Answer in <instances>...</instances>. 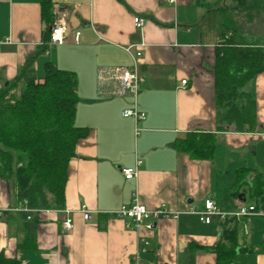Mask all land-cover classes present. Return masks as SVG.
<instances>
[{
	"label": "crops",
	"instance_id": "crops-1",
	"mask_svg": "<svg viewBox=\"0 0 264 264\" xmlns=\"http://www.w3.org/2000/svg\"><path fill=\"white\" fill-rule=\"evenodd\" d=\"M42 1L0 0V95L30 60L38 78L44 76L47 62L75 71L76 123L87 127L88 134L69 161L63 208L35 209L24 216L15 175L0 177V206L5 210L0 254L20 264H134L144 239L146 251L139 253L144 264H217L214 247L224 241L220 219L204 223L189 211L201 210L207 197L225 211L253 201L247 198L246 185L240 190L245 195L238 197L232 187L240 168L256 166L263 144L264 72L250 86L256 98V128L219 130L223 110L215 102V64L221 38L215 12L205 3L53 0L54 16L64 19L67 31L62 44L43 51ZM135 15L144 18L142 29L135 27ZM77 31L81 34L75 41ZM129 45L142 51L135 96L114 94V82L98 78L103 67L132 65L125 50ZM22 85L20 81L15 92H21ZM135 105L147 114L137 124L122 115ZM191 131L216 133L212 158H194L179 149L178 140ZM138 158V175L126 178L121 169L134 167ZM136 197L150 208L165 202L183 212L158 219L153 229L128 228V220L111 211ZM83 206L91 212L89 219L80 211ZM66 217L71 218V229L63 225ZM31 221L33 243L21 246ZM245 223L240 220L241 250L234 264H264V217H253L248 234ZM232 225L229 221L226 227ZM223 244L230 246L229 241Z\"/></svg>",
	"mask_w": 264,
	"mask_h": 264
},
{
	"label": "trees",
	"instance_id": "trees-1",
	"mask_svg": "<svg viewBox=\"0 0 264 264\" xmlns=\"http://www.w3.org/2000/svg\"><path fill=\"white\" fill-rule=\"evenodd\" d=\"M215 12L220 34L216 47L215 102L223 113L219 130L231 126L237 131H253L256 126V98L250 90L254 78L264 72V0H198ZM53 0L41 3L46 23L45 51L49 25L53 22ZM33 60L0 95V177L16 178L20 207L30 209L63 208L68 164L76 155L78 141L87 136L88 128L76 123L79 101L75 71L46 63L45 74L38 78ZM23 81L22 91L15 87ZM217 135L212 131H191L177 142L179 149L194 158H212ZM247 186L257 209L264 208V179L257 168L242 167L232 195L238 197ZM32 212V211H30ZM30 212L20 210L27 216ZM227 216L220 219L223 240L214 247L217 264H234L238 256L240 220ZM231 227H226L228 222ZM28 237L20 243L30 246L35 223H28ZM0 264H20L0 254Z\"/></svg>",
	"mask_w": 264,
	"mask_h": 264
},
{
	"label": "built area",
	"instance_id": "built-area-1",
	"mask_svg": "<svg viewBox=\"0 0 264 264\" xmlns=\"http://www.w3.org/2000/svg\"><path fill=\"white\" fill-rule=\"evenodd\" d=\"M134 25L138 29H142L144 26V18L140 15H135ZM67 31L66 22L62 17L55 16L53 22L49 25V39L46 41L48 47L55 44H62L65 40V34ZM80 31L75 34V41L79 40ZM7 42L10 41L9 38L5 39ZM1 43V41H0ZM145 43H141L144 45ZM125 50L132 57V65H116L111 67H103L98 72L99 81H106L111 79L115 84L114 94L125 95L131 94L136 95L137 89L140 83L139 75V58L142 55L140 49L134 50V45H129L125 47ZM187 79H183L182 83L185 85ZM122 115L125 117H131L137 124L139 121L144 120L147 116L146 112L139 109L136 105L132 107L125 108L122 111ZM140 127L135 126V131L138 133ZM142 163L141 159H137L134 167H124L121 169L122 173L126 178H133L138 175V169ZM19 210L33 211L28 207H20ZM83 217L89 219L91 217V212L85 206L80 209ZM112 214L117 215L122 218H126V226L128 228L139 229L140 227H145L147 229H153L155 227L156 221L160 218L174 217L177 218L183 211L175 210L170 208L167 203L162 202L156 207H147L145 204L141 203L136 197L133 201L129 203L122 204L118 209L111 211ZM195 212L199 215V218L204 223H211L214 217L218 219H224L227 216H235L236 218H245L246 223L244 225V231L246 234L249 233V226L253 217H264V208L257 209L254 204H240L236 209L232 211L223 210L213 197H207L204 200L203 208L199 211H189ZM5 210L0 206V221L3 220ZM30 217V216H28ZM63 225L66 229L72 228L71 218L66 217L63 220ZM262 235L264 237V228L262 230ZM143 244L146 246L148 241L142 239ZM145 246H140L137 253L133 257L134 264H144L140 261L139 253L141 251H146Z\"/></svg>",
	"mask_w": 264,
	"mask_h": 264
},
{
	"label": "rangeland",
	"instance_id": "rangeland-1",
	"mask_svg": "<svg viewBox=\"0 0 264 264\" xmlns=\"http://www.w3.org/2000/svg\"><path fill=\"white\" fill-rule=\"evenodd\" d=\"M17 92L18 93L20 92V88L17 89ZM256 159H257V162L255 163L256 164L255 167H257L259 171H262V178L264 179V140H263L262 146H260V150L257 154ZM247 198L248 200H250L251 198L250 195L247 194Z\"/></svg>",
	"mask_w": 264,
	"mask_h": 264
},
{
	"label": "water",
	"instance_id": "water-1",
	"mask_svg": "<svg viewBox=\"0 0 264 264\" xmlns=\"http://www.w3.org/2000/svg\"><path fill=\"white\" fill-rule=\"evenodd\" d=\"M241 248H239L238 252H240Z\"/></svg>",
	"mask_w": 264,
	"mask_h": 264
}]
</instances>
